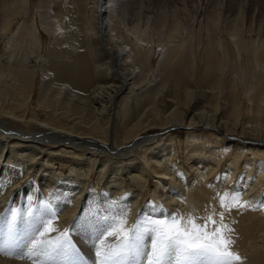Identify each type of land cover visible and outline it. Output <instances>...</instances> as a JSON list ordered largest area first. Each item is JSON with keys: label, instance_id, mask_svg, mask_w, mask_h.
I'll use <instances>...</instances> for the list:
<instances>
[{"label": "bare ground", "instance_id": "obj_1", "mask_svg": "<svg viewBox=\"0 0 264 264\" xmlns=\"http://www.w3.org/2000/svg\"><path fill=\"white\" fill-rule=\"evenodd\" d=\"M137 3L117 14V0H0V214L12 207L4 241L23 206L32 207L30 238L49 218L45 205L55 210L52 239L84 214L69 237L88 249L84 230L94 238L106 217L126 214L131 227L140 205L159 214L194 201L207 215L211 195L236 190L260 209L234 208L226 223L247 220L245 239L264 227L263 0H197L183 16L176 0ZM247 252L242 264H264V247ZM14 258L0 264H29Z\"/></svg>", "mask_w": 264, "mask_h": 264}, {"label": "snow or ice", "instance_id": "obj_2", "mask_svg": "<svg viewBox=\"0 0 264 264\" xmlns=\"http://www.w3.org/2000/svg\"><path fill=\"white\" fill-rule=\"evenodd\" d=\"M217 197L221 211H213L205 217L177 213L138 218L131 227L126 214L106 217L109 222L93 245L95 264H121L129 253L140 254L141 241L146 234L151 236L148 264H166L172 258L176 264H236L241 257L232 250L234 241L230 234L233 229L225 222V213L234 208L255 206L235 191L218 193ZM45 209L49 218L41 222V229L27 241L26 250L18 256L30 260L31 264H56L58 257L73 250L68 229L61 231L55 239L49 237L50 233L57 231L53 223L56 215L50 205H45ZM16 216L17 212L12 210V219L15 220ZM109 238H114L116 243H109ZM0 250H3V245H0Z\"/></svg>", "mask_w": 264, "mask_h": 264}, {"label": "rangeland", "instance_id": "obj_3", "mask_svg": "<svg viewBox=\"0 0 264 264\" xmlns=\"http://www.w3.org/2000/svg\"><path fill=\"white\" fill-rule=\"evenodd\" d=\"M139 0H117L118 2V5L112 7L114 11H116L117 14H122L125 10L127 9H132L134 8L135 9V6L138 5V2ZM148 1H151L153 2L152 5H160V4H156V3H160L161 0H148ZM178 3H179V12L180 14L183 16V15H188V14H192L194 11H195V5H196V2L197 0H176ZM196 1V2H195ZM184 2V3H183ZM186 3V4H185ZM183 5V6H182ZM263 7H264V0H263ZM160 130H155L154 132V135H159L158 133ZM3 132H1V129H0V136L1 138H3ZM148 142V141H147ZM41 144H43L42 142H40ZM140 141H137L136 144H139ZM46 144V148L50 146H48V143L47 141L44 143ZM43 144V145H44ZM56 144L55 142H53V145ZM68 145V143H66ZM57 147V146H56ZM48 148L46 149V151L48 150ZM123 148V147H122ZM120 148V149H122ZM88 150V149H87ZM97 150V149H96ZM102 152H105V151H102ZM114 152V151H112ZM93 153V151H92ZM95 153V152H94ZM193 157L195 159V154H193ZM45 158V157H44ZM192 159V157L190 156V160ZM189 160V161H190ZM195 167V166H194ZM194 173H195V170H194ZM190 174H187L185 177L186 179H189L188 180V183L186 184V187L188 188H195V181L191 180V175L189 176ZM92 177H95V175L93 174ZM91 177V179H92ZM153 178V177H152ZM150 179L149 181V187L150 189L153 188V185H154V178L153 179ZM222 181H224L222 178L220 180V182L222 183ZM31 183V186H33L34 184V179L32 180V178L30 179L29 181ZM37 182V181H36ZM242 184V183H241ZM179 188L180 187H176L175 191L177 190V195L175 197V199L177 201H184V197L185 195L183 193L180 194L179 191ZM58 189V187H57ZM56 189V190H57ZM61 189V188H59ZM152 190V189H151ZM235 192H239L241 193V190H236ZM149 195V194H148ZM146 196L144 198V201H149L150 200V195L149 196ZM211 195V194H210ZM242 196V199H244L243 197V194L241 195ZM195 198V197H194ZM146 199V200H145ZM210 199V200H209ZM209 199L207 200V202H205V205L207 208H212V211L208 212L207 215L209 213H212L213 211H215L216 213H219L220 211V205H219V202H218V197L217 195H211L209 197ZM59 200V199H58ZM58 200L56 201H53V204L55 203H58ZM143 201V202H144ZM200 201V198L198 197V202ZM128 201H126L125 205H128ZM200 204V202H199ZM199 204H196L195 206V201L193 203V205H191L190 203L186 202V203H181V206H180V209L178 211H169V209H166L165 207H160L158 209L159 211V214H155V212H152L150 210H147L146 212L143 213V209H144V204L143 205H140L137 209L133 210V213H134V216H133V220L130 221V224L131 226L133 224L136 223V221L138 220V218L140 219H143V218H146V217H154L155 215H157L158 217H162V216H166V215H172V214H180V215H187L189 213L195 215L196 217H202V216H207L205 213H202L201 212V209H200V205ZM104 205V203H103ZM102 204H96V208L101 211L103 210L104 213H107L108 212V209H106V207L109 206V204H106L103 206ZM100 206V207H99ZM30 208V209H28ZM12 207L10 205L9 207V210L8 208L0 214V233L3 234V231L6 229V226L8 224V213L11 211ZM29 210L27 212V210ZM106 209V210H105ZM218 209V210H217ZM247 209V208H246ZM260 209V206H256L255 208H250V209H247L249 212H256L257 210ZM24 210V211H23ZM85 209H83L82 212L80 213H85L84 211ZM6 212V213H5ZM32 212V207H27L25 208L24 206L21 207V213H18L17 216H16V219L13 220V224H12V227L14 228L13 230L15 231V236L13 237V239L10 241H4L3 239L0 240V245H3V251L1 250L0 251V257L4 258V257H10L12 256V259H17L19 254L26 250L25 249V244L27 243V241L30 239V235H28V237H26L24 235V223H23V218L25 217V214L26 215H30V213ZM89 212V211H88ZM163 213V214H162ZM228 213V212H226ZM225 213V214H226ZM231 213V211L229 212ZM203 214V215H202ZM151 215V216H150ZM235 215V214H234ZM258 215H261V214H258ZM8 216V217H7ZM242 216V215H241ZM235 218H237L236 216H234ZM76 220L73 221V223H68V225L70 227H67L68 228V231L70 233V231L73 232V235L76 234L74 233V231L76 230H79L80 228H82V225H83V221L84 219H86L87 217L84 216V214H80L79 216L77 215L76 217H74ZM83 218V219H82ZM217 219L219 218L218 216L216 217ZM226 218L225 217V222H226ZM81 221V222H80ZM79 222V223H78ZM202 222V221H201ZM248 221L247 220H244V221H238V220H234L232 221L231 223H227L232 229L233 231L231 232V238L232 240L234 241L233 245H232V250L236 253H238L241 257V260L238 261L237 263L238 264H242L244 263L243 262V259L249 255V252H247V250H255V249H262L264 247V227H258L257 229L254 230V232L252 233V235L248 238L245 239V236H239L238 235V230H239V226H242L244 224L247 225ZM78 224V225H77ZM71 228V229H70ZM104 228V225L102 224L101 221H97V225H96V233H97V236L100 235L101 231L103 230ZM85 232L83 234H85V239L87 241V243H89V247L88 249L85 248V246L82 247V242L79 243L80 241H72V245L74 246L73 247V250L71 252H69L66 256H61V257H58L57 258V261L58 263L62 262V258L63 257H66L68 259H65V263H60V264H95L94 262L96 261V256L94 255L95 254V248H92L94 245V243L96 242V238L97 236H95V240L94 238H92V236L90 237L89 235L91 234L89 229H86L84 230ZM100 232V233H99ZM70 236V234H69ZM147 237H150V235L148 234ZM146 237V238H147ZM16 239V240H15ZM111 240V239H109ZM5 244H4V243ZM77 242V243H76ZM84 243V242H83ZM80 245V246H79ZM92 246V247H91ZM80 247V248H79ZM82 248V249H81ZM85 248V249H84ZM79 249V251L77 250ZM13 250V251H12ZM22 250V251H21ZM82 250V251H80ZM5 251V252H4ZM9 251V252H7ZM18 251V252H17ZM2 252V253H1ZM11 252V253H10ZM74 252V253H73ZM81 252V253H80ZM143 251L140 252V254H136V253H129L121 262V264H147V262L145 261V256L144 253L142 254ZM13 253V254H12ZM7 254V255H6ZM11 254V255H10ZM15 254V255H14ZM88 254H90L88 256ZM89 257V258H87ZM93 257V259H92ZM95 258V259H94ZM260 258H264V255H262ZM25 260L26 262H28L29 264H31V261L28 260V259H23ZM67 262V263H66ZM78 262V263H77ZM57 264V263H56Z\"/></svg>", "mask_w": 264, "mask_h": 264}]
</instances>
